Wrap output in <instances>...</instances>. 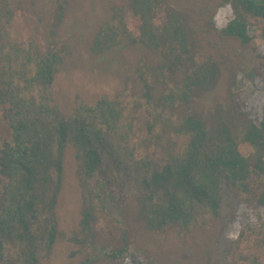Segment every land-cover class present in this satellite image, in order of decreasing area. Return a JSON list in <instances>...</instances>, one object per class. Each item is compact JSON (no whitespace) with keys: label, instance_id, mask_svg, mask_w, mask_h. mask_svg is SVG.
<instances>
[{"label":"trees","instance_id":"trees-1","mask_svg":"<svg viewBox=\"0 0 264 264\" xmlns=\"http://www.w3.org/2000/svg\"><path fill=\"white\" fill-rule=\"evenodd\" d=\"M165 2L126 0L111 8L93 51L142 45L155 58L140 57L133 79L112 96L89 104L75 95L72 109L63 112L53 85L73 48L17 40V1L0 0V264H47L60 240L89 254L82 264L97 262L92 254L114 264H160L128 235L133 218L121 232L101 196L113 209L133 200L136 221L157 234L177 228L185 238L221 221L223 248L215 264H264V117L234 125L232 118L244 113L239 102L233 116L223 103L213 115L177 112L201 86L216 82L220 64L200 50L189 14ZM58 6L55 24L67 7L61 0ZM207 11L208 30L247 45L253 22L264 21V0H222ZM261 38L264 57V27ZM68 147L80 217L65 233L57 208Z\"/></svg>","mask_w":264,"mask_h":264},{"label":"rangeland","instance_id":"rangeland-1","mask_svg":"<svg viewBox=\"0 0 264 264\" xmlns=\"http://www.w3.org/2000/svg\"><path fill=\"white\" fill-rule=\"evenodd\" d=\"M16 1L13 35L17 40L25 42L33 39L43 49L50 44H55L58 48L66 45L73 48L71 61L57 75L53 85L56 101L63 112L72 109L75 95H79L89 104L101 94L112 96L126 81L133 79V69L140 57L149 61L155 58L142 45L130 47L121 44L102 55H97L93 51L96 50L99 26L110 17L113 6L121 5L126 0H61L67 7L64 17L57 24L54 17L60 11L59 0ZM221 1L167 0L165 2L170 10L178 14H189L190 26L198 37L200 50L215 56L220 64L216 82L201 86L196 91L193 101L177 109V112L184 115L208 112L213 115L214 106L223 103L229 107L228 112L233 116L235 111L233 105L239 102L244 113L232 118V121L236 126H244L250 122V118L264 117V57L260 55L264 21L253 22L254 37L247 45L241 44L234 38L220 36L208 30L206 22L209 17L207 10L210 9L212 12ZM165 4L164 8H166ZM204 5L208 6V9ZM156 14L159 18H164L161 9ZM155 95L156 97L159 95V90L155 91ZM2 126L7 128L5 124ZM213 126L209 129L211 135L215 132ZM184 139L180 138L179 142ZM1 153V161L4 162L5 157L3 152ZM75 170L74 152L68 147L63 173L64 185L57 208L60 229L65 233L77 228L80 217L79 186ZM101 197L99 203L120 219L121 232L129 227L128 218H133L131 229L127 230L128 235H132L139 246L152 253L160 264H215L221 257L219 254L223 248L221 221L210 231L195 229L185 238L180 237L177 228L157 234L136 221L133 200L128 199L121 207L113 209L111 202L104 196ZM119 211L121 213H117ZM120 235H116L111 243L112 246L116 245ZM102 244L105 243H100L104 246ZM94 245L96 246V243ZM111 245L105 244L109 247ZM78 251L77 246L60 240L47 264H82L89 254ZM88 251L91 254L94 250ZM91 257L97 261L93 264H114L104 260L103 254L98 256L92 254Z\"/></svg>","mask_w":264,"mask_h":264}]
</instances>
